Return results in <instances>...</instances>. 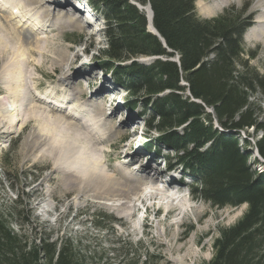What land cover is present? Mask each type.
I'll return each mask as SVG.
<instances>
[{
  "label": "trees",
  "instance_id": "obj_1",
  "mask_svg": "<svg viewBox=\"0 0 264 264\" xmlns=\"http://www.w3.org/2000/svg\"><path fill=\"white\" fill-rule=\"evenodd\" d=\"M132 1L150 5L158 36L147 30L145 13ZM89 3L104 24L101 66L111 72L109 84L124 91L127 107L142 105L157 133L152 147L175 154V164L196 181V199L216 209L245 205L232 224L218 228L211 256L200 264H264V172L249 163L252 150L264 163V71L245 58L248 24L234 9L202 19L195 0ZM139 57L158 58L146 64ZM7 178L14 189L17 175ZM15 193L8 207L0 205V264H110L86 256L78 240L39 220L23 190ZM112 222L106 213L92 221L96 229ZM192 229L187 226L185 235ZM160 263L149 256L117 264Z\"/></svg>",
  "mask_w": 264,
  "mask_h": 264
},
{
  "label": "rangeland",
  "instance_id": "obj_2",
  "mask_svg": "<svg viewBox=\"0 0 264 264\" xmlns=\"http://www.w3.org/2000/svg\"><path fill=\"white\" fill-rule=\"evenodd\" d=\"M72 1L76 6L82 8L84 11L86 10L85 5L88 4V0H70V2ZM198 1L195 0V10L197 16L202 19H211L229 9H234L241 14L243 23L248 24L243 34L244 50L246 52L245 58L248 57L249 64L259 72H263L264 44L260 41H247L245 38L258 13L256 11L251 12L253 0L231 1L210 17L200 15L197 7ZM202 1L211 2V0ZM51 5L47 0L44 6L41 7V10L53 11V22H57V19H62V17L64 18L66 12H64L62 5L57 8ZM37 15L39 13H34L27 22L21 20L19 24L23 27L27 24L34 25ZM96 15L94 14V16ZM94 16L93 18H95ZM95 19L96 21L91 25L89 23H87L88 25L82 24L77 21V24L62 29L43 31L37 35L29 34V36L33 35L32 40L45 37H47L46 39L53 40L54 43L49 44L50 47L60 46L63 49H71L67 53L68 56H72L75 52L79 53L77 59L70 62L69 68H65L64 66L62 70L64 73L71 74L83 71L82 75H73V79L71 80L73 83L71 85L76 90H80L81 96H76L75 99L71 100L74 103L68 105L67 108L65 107L67 110L73 106H81L77 109L84 110L83 104L87 103L88 100L90 103L91 99L89 98L96 90L117 88V86L109 84L112 77L111 72L104 70L101 66L103 55L100 50L105 48L102 34L104 24L100 16L97 15ZM21 36V41L18 39V44L22 45V48H25L23 47L26 44L24 42V35L21 34ZM34 43L32 42V44ZM29 46L27 45V47ZM23 55L26 56V53ZM36 58L38 59V56ZM141 58H144V60L149 59L144 61L146 64L154 60L152 57H139L138 59ZM176 58H171V60L178 61ZM53 74L51 61L46 58L43 62L41 73L35 76L38 81L45 82V79L57 76ZM43 88L50 89L48 86H43ZM118 92L120 94L121 91L118 90ZM1 94L5 93L0 83ZM260 104L264 117V99H260ZM7 107L11 108L10 103L7 104ZM117 110L120 112L118 115L116 114ZM84 112V118H98L97 120H100L106 117V129L112 128V130L106 132V136L97 145L98 150L94 153L101 159L102 170L107 174L119 177L121 172H113L108 166L111 147L130 145L135 149V158L138 159L140 164L142 162L146 163L152 158L153 160L149 163L152 169L158 167L160 171L166 170V173L163 171L164 177L165 175H173L184 185L185 191L181 199L183 204H179V210L173 212L168 207H165V202L161 206L157 203L155 210L151 208L147 213L142 211L135 219H131L121 218L115 211L108 208L107 204L109 201L106 203V201L88 197L89 199H81L80 203L76 205L72 198L74 190H66L61 186L59 177L62 175V172L54 170L50 160H26L20 155L21 142L32 124L19 136L11 137V135H3L0 137L1 207H8L11 201L16 198L15 191L20 192L23 190L28 195L30 205L34 209V214L40 221H47L58 235L78 240L80 245L83 246L82 252L86 256L94 257L96 260L103 259L104 262L110 264H117L124 259L127 261H145L148 260L149 256L158 257L161 261L160 264H200L202 261L208 260L212 253V241L217 236L218 228L232 224L244 211L245 205L238 208L224 207L216 209L206 201L196 199L192 193L196 181L188 172L180 169L175 164V154L172 151L166 148H161L157 151L146 150L139 146L140 134L146 135L150 139H154L157 135L156 132L149 129V120L146 119L147 113L144 114L141 104L132 108L119 107V109L104 115L102 114L101 116L95 114L91 106L90 108L86 107V111ZM97 120L95 119V121ZM13 129L18 130V126H15ZM249 132H251V129H249ZM73 134H76V132ZM128 136L129 141L124 143L121 139ZM249 139L253 144V139ZM163 156L166 158H163ZM254 158L261 159L257 157L255 150H252V155L249 158L251 167L256 169L257 172H264V163L262 165ZM5 159L9 162V167L3 165L5 164ZM131 169L133 171V168ZM8 173L10 178H13L14 174L17 175V180L11 181L14 189L10 187V180L7 178ZM47 176H51L49 181L44 180ZM138 185L141 188L144 186L142 183ZM49 193L51 197L48 196ZM159 208L161 209L159 210ZM158 210L159 213L156 215L155 211ZM178 212H182L183 214H179ZM99 213L110 215L113 217L114 222L108 225L104 224L106 226L104 229H96L92 221ZM145 216L149 220V226L145 227L144 233H142L143 221L141 220ZM187 226H192L193 228L189 235H185Z\"/></svg>",
  "mask_w": 264,
  "mask_h": 264
},
{
  "label": "bare ground",
  "instance_id": "obj_3",
  "mask_svg": "<svg viewBox=\"0 0 264 264\" xmlns=\"http://www.w3.org/2000/svg\"><path fill=\"white\" fill-rule=\"evenodd\" d=\"M45 1L0 0V83L5 93L0 95V137L19 136L32 124L21 142L20 155L26 160H50L53 169L62 172L59 177L61 186L66 190H74L72 198L76 205L81 199H89L88 197L106 203L109 201L108 208L121 218L131 219H135L142 211L147 213L151 208L155 210L157 203L161 206L165 202V207L177 212L185 187L173 175H165V178L163 171L166 173V170L160 171L158 167L152 169L149 165L152 158L146 163L142 162L137 172L129 168L120 170L119 177L102 170L101 159L94 153L106 132L112 130L106 129L107 118H95L97 121L94 118H84V111L90 106L95 114L102 115L100 107H94L89 100L83 104L84 110L77 109L81 106L65 109L67 104L74 103L71 100L81 96L80 90L71 85V80L73 75H82L83 71L76 74L62 72L64 66L67 68L71 61L77 59L79 53L68 56L67 53L71 49L50 47L49 44L54 41L46 39L47 37L32 40L33 35L29 36L77 24L78 20L71 19L69 14L68 17L66 14L64 18L53 22L54 12L41 10ZM231 1L238 0H199L197 7L200 15L210 17ZM48 2L54 8L60 6V3L54 0ZM139 7L146 15L147 28L152 30L149 5L139 4ZM252 11L258 13L245 38L247 41H260L264 44V0H253ZM34 13H39L35 17L34 25L27 24L23 27L19 24L21 20L27 22ZM21 34L24 35L25 48L18 44ZM25 53L26 56L23 55ZM46 58L51 61L53 75L57 76L49 77L45 82L38 81L35 75L41 73ZM139 60L144 61V58ZM43 86L50 89H44ZM58 94L62 95L59 98L61 101L68 96L65 104L53 101ZM111 94L113 93H109ZM9 103L11 108L7 107ZM15 126H18V130L13 129ZM74 132L76 134H73ZM50 178L51 176H47L44 180L49 181ZM139 183L144 185L143 188L139 187ZM48 196L51 197L50 193ZM159 210L155 211L156 215ZM142 221L144 233V228L149 226V220L145 216Z\"/></svg>",
  "mask_w": 264,
  "mask_h": 264
},
{
  "label": "water",
  "instance_id": "obj_4",
  "mask_svg": "<svg viewBox=\"0 0 264 264\" xmlns=\"http://www.w3.org/2000/svg\"><path fill=\"white\" fill-rule=\"evenodd\" d=\"M133 4H135V5L140 9V7H139L138 4H136V3H134V2H133ZM151 17H152V11H151ZM147 30H148L149 32H151L152 34H155V35L158 36V33H157V31L155 30V28L153 27V25H152V30H149L148 28H147ZM152 58L155 59V58H158V57H152ZM176 59H178V57H177Z\"/></svg>",
  "mask_w": 264,
  "mask_h": 264
}]
</instances>
